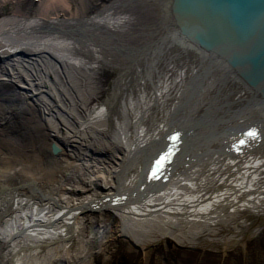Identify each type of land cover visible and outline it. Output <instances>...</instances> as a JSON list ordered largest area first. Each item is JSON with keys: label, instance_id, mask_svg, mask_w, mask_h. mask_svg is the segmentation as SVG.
I'll return each mask as SVG.
<instances>
[{"label": "bare ground", "instance_id": "1", "mask_svg": "<svg viewBox=\"0 0 264 264\" xmlns=\"http://www.w3.org/2000/svg\"><path fill=\"white\" fill-rule=\"evenodd\" d=\"M30 1L0 0V264H128L125 241L142 264H171L163 243L251 264L264 138L238 154L218 138L257 116L239 74L180 36L175 0ZM185 121L192 156L149 189L146 160Z\"/></svg>", "mask_w": 264, "mask_h": 264}, {"label": "water", "instance_id": "2", "mask_svg": "<svg viewBox=\"0 0 264 264\" xmlns=\"http://www.w3.org/2000/svg\"><path fill=\"white\" fill-rule=\"evenodd\" d=\"M171 11L180 36L225 59L264 103V0H175Z\"/></svg>", "mask_w": 264, "mask_h": 264}, {"label": "rangeland", "instance_id": "3", "mask_svg": "<svg viewBox=\"0 0 264 264\" xmlns=\"http://www.w3.org/2000/svg\"><path fill=\"white\" fill-rule=\"evenodd\" d=\"M31 2H32V0L30 1V3ZM84 2L87 5L88 12L95 11L99 4L102 6V5H105L108 3L107 0H84ZM32 3L34 5V7L32 4L27 5V3H25V2H22L21 4H23L24 7L25 6L29 7L33 12H35L36 8H38V9L40 8V5L39 4L35 5L34 4L35 2H32ZM59 12H64V10H60ZM254 237H256V236H254ZM254 237H252L249 241V245H251L250 250H249L250 253L248 252V255L245 256L246 261H248V263L250 262L251 264H253V263L254 264H264V232H262V234L258 238L253 239ZM170 242L172 243L171 240H170ZM170 242L168 241L169 244H171ZM128 243H129L128 241H125L122 244L120 243V245H117L114 242L113 245H115L116 250L120 254H122L123 252L127 253L126 250H128V246H129ZM122 246H124V247H122ZM161 247L162 248H156L154 251L155 252L157 251L159 253V255L164 256L165 259H167L168 261H171V262L178 261L180 264H213L211 262V260L218 261L216 252L214 253V252L209 251V253L205 254L203 252L199 253L195 249L191 250V252L189 250H187L188 252L191 253V256L189 255V257H187L188 253L184 249H179L178 247H172V248L166 247L165 243H163ZM117 251H116V253H117ZM120 254H118V255L120 256ZM135 254H138V255H136V258H133V257L129 258V255H128V258L132 262V264H136V262H138V260L140 259V256H141V252H139V253L136 252ZM210 255H213L214 257H211ZM174 258H176V260ZM178 258H180L182 260L179 261ZM151 262H152L151 264H159V261L157 260V262H156L155 258ZM222 262L224 263V259ZM227 262L230 263V259H228ZM232 264H235V263L232 262Z\"/></svg>", "mask_w": 264, "mask_h": 264}, {"label": "snow or ice", "instance_id": "4", "mask_svg": "<svg viewBox=\"0 0 264 264\" xmlns=\"http://www.w3.org/2000/svg\"><path fill=\"white\" fill-rule=\"evenodd\" d=\"M155 175V174H154Z\"/></svg>", "mask_w": 264, "mask_h": 264}]
</instances>
